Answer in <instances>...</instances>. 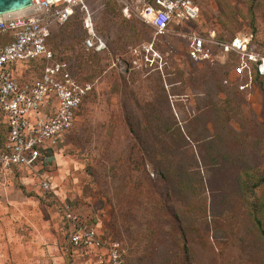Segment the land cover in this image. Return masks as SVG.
I'll use <instances>...</instances> for the list:
<instances>
[{"label":"rangeland","instance_id":"1","mask_svg":"<svg viewBox=\"0 0 264 264\" xmlns=\"http://www.w3.org/2000/svg\"><path fill=\"white\" fill-rule=\"evenodd\" d=\"M151 2H91L103 54L83 47L80 13L53 29L56 59L92 92L50 160L0 184V264H102L114 242L124 264H264V81L246 86L214 46L188 57L193 33L264 47V0H200L196 22L164 35L139 17ZM68 214L102 244L74 246Z\"/></svg>","mask_w":264,"mask_h":264},{"label":"built area","instance_id":"2","mask_svg":"<svg viewBox=\"0 0 264 264\" xmlns=\"http://www.w3.org/2000/svg\"><path fill=\"white\" fill-rule=\"evenodd\" d=\"M92 1L32 0L30 9L0 17V120L6 131L0 143V184L49 161L74 128L92 85L78 80L58 61L49 42L54 28L65 26L80 13L85 50L106 53L109 46L97 32ZM124 13L128 15V8ZM201 14L200 0H152L139 17L154 28L156 35H164L175 20L178 24L196 22ZM189 39L191 60H210L214 46L235 58V72L248 80L246 86L257 79L264 81V47L252 32L226 41L218 40L215 33L210 38L193 33ZM150 50V46L132 48L130 64L137 66L139 57L146 52L147 58ZM31 67L40 68L41 74L22 79L19 72ZM67 220L73 226L70 239L74 246L91 248L102 244L94 227L82 223L78 216L68 214ZM124 253L121 245L114 242L101 263L124 264Z\"/></svg>","mask_w":264,"mask_h":264},{"label":"water","instance_id":"3","mask_svg":"<svg viewBox=\"0 0 264 264\" xmlns=\"http://www.w3.org/2000/svg\"><path fill=\"white\" fill-rule=\"evenodd\" d=\"M56 0H47L54 2ZM32 7V0H0V17L26 11Z\"/></svg>","mask_w":264,"mask_h":264},{"label":"trees","instance_id":"4","mask_svg":"<svg viewBox=\"0 0 264 264\" xmlns=\"http://www.w3.org/2000/svg\"><path fill=\"white\" fill-rule=\"evenodd\" d=\"M82 22V21H81ZM82 26V25H81ZM82 30H83V28H82ZM83 32H84V30H83ZM84 34H85V32H84ZM85 37H86V34H85ZM85 37H84V39H85ZM84 39H83V41H84ZM82 44H83V42H82ZM84 47V46H83ZM94 53V52H93ZM75 76V75H74ZM76 77V76H75ZM77 78V77H76ZM78 79V78H77ZM79 80V79H78ZM258 80V79H257ZM256 80V81H257ZM84 82V81H83ZM5 133H6V131H5V129H4V126H2L1 128H0V143H1V141H2V139H4V135H5ZM254 219H255V223H256V225L258 226V229H259V231H260V233H261V236H262V238H263V245H264V223L260 220V218L257 216V214L256 213H254Z\"/></svg>","mask_w":264,"mask_h":264}]
</instances>
